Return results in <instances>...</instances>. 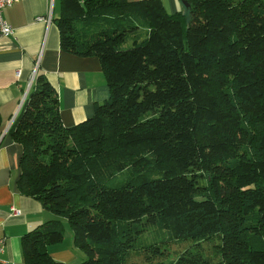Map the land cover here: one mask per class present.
Listing matches in <instances>:
<instances>
[{
	"label": "trees",
	"instance_id": "obj_1",
	"mask_svg": "<svg viewBox=\"0 0 264 264\" xmlns=\"http://www.w3.org/2000/svg\"><path fill=\"white\" fill-rule=\"evenodd\" d=\"M184 1L61 0L62 50L97 57L110 97L66 127L36 76L10 128L17 188L55 218L22 237L23 264H67L49 252L62 219L79 264L171 244L164 264H264V0Z\"/></svg>",
	"mask_w": 264,
	"mask_h": 264
},
{
	"label": "crops",
	"instance_id": "obj_2",
	"mask_svg": "<svg viewBox=\"0 0 264 264\" xmlns=\"http://www.w3.org/2000/svg\"><path fill=\"white\" fill-rule=\"evenodd\" d=\"M162 2L170 14L188 10L184 0ZM60 12L61 0H21L3 11L15 32L12 37H0V236L5 239L0 264H23L22 237L55 218L39 201L17 188L22 149L12 139L10 128L36 76H44L56 89L60 117L66 127L90 118L94 106L110 97L97 57H80L62 50L54 22ZM38 17L50 19L39 22ZM13 209L19 213L15 215ZM49 252L67 264L84 258L69 232L67 241L50 246Z\"/></svg>",
	"mask_w": 264,
	"mask_h": 264
},
{
	"label": "rangeland",
	"instance_id": "obj_3",
	"mask_svg": "<svg viewBox=\"0 0 264 264\" xmlns=\"http://www.w3.org/2000/svg\"><path fill=\"white\" fill-rule=\"evenodd\" d=\"M168 14H170V13L168 12ZM24 97H23V99H24ZM62 223H63L62 227L64 226L63 233H64L65 239L67 241L68 232L72 235V231H71V229L69 227V224H68L66 219H62ZM147 241L152 242V239L151 238L149 239L148 236L141 237L139 239V242H137L136 249H138L140 247H143L147 243ZM72 242H73V238H72ZM161 248L165 249V250H163V252H162L163 254L162 255L160 253H158L160 255H156L155 256L152 252H146V253L150 254V256H149L150 257V261L147 260L145 258V256H143V254H140L142 252H137L136 256L134 257V259H132V263L133 264H150L151 262H153L154 264H164V263L174 262V261L177 260V258L185 250V248L182 245H177V244H171V245H165V246L161 245ZM76 249H78V248H76ZM78 251L83 255V257L85 259H87V257L84 254V252L80 251L79 249H78ZM80 261H82V259L74 262L73 264H79Z\"/></svg>",
	"mask_w": 264,
	"mask_h": 264
},
{
	"label": "built area",
	"instance_id": "obj_4",
	"mask_svg": "<svg viewBox=\"0 0 264 264\" xmlns=\"http://www.w3.org/2000/svg\"><path fill=\"white\" fill-rule=\"evenodd\" d=\"M19 1H21V0H0V37H12L14 35V32H15L14 30L15 29L12 27V25H10L4 19L3 11H4V9L13 6L15 3L19 2ZM48 17H50V16H48ZM49 19H46L44 17H38L37 18V21H39V22L49 21ZM35 76H36V72L34 73L33 79L35 78ZM26 98H27V94L24 97V99L22 101V104L20 105V109H22V107H23V105L25 103ZM17 115L14 117L11 126L14 124L15 120L17 119V117H18ZM13 212H14L15 215H17L19 213V212H17L14 209H13ZM4 249H5V239L0 236V256L3 254Z\"/></svg>",
	"mask_w": 264,
	"mask_h": 264
},
{
	"label": "water",
	"instance_id": "obj_5",
	"mask_svg": "<svg viewBox=\"0 0 264 264\" xmlns=\"http://www.w3.org/2000/svg\"><path fill=\"white\" fill-rule=\"evenodd\" d=\"M183 3H184V5H185V7L188 9V7H189V4H187V2H186V1H184Z\"/></svg>",
	"mask_w": 264,
	"mask_h": 264
}]
</instances>
